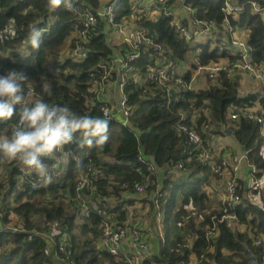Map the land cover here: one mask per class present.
<instances>
[{
  "label": "trees",
  "instance_id": "16d2710c",
  "mask_svg": "<svg viewBox=\"0 0 264 264\" xmlns=\"http://www.w3.org/2000/svg\"><path fill=\"white\" fill-rule=\"evenodd\" d=\"M142 1L134 5L132 0L112 1L113 22H132L133 16L132 23L152 34L166 49L164 55L177 66L189 50L187 40L170 23L171 15L160 12L154 18L147 17L146 8L139 4ZM250 1L264 5V0H237L240 10L230 23L246 31L251 61L260 64L264 63V25L259 14L251 11ZM177 2L167 0L160 5L173 10ZM103 3L104 0H71L70 9L62 5L50 12L47 0H0V34H4L0 40V75H6L9 69L24 73L28 104L42 100L77 115L109 120V139L102 148H81L73 142L64 148L68 152L66 163L56 157L43 158L49 166L50 180L36 186H31L39 177L35 171L24 170L18 161L0 162V166L7 164L6 173L0 175V264H65L54 256L57 244L63 242L71 250L69 264H190L191 255L196 258L194 264H264V206L241 194L235 204L217 198L216 206L209 207L206 203L212 200L206 187L210 178L216 180L219 175L211 164L197 157L201 147L209 149L211 135H231L245 160L258 168L256 173L264 171L262 121L243 116L234 120L228 115L230 104L250 106L257 102L264 117V92L256 89L240 93L237 75L221 73L214 78L204 75L200 86L168 95L164 86L146 74L147 64H153L158 55L152 49L140 48L137 57L128 62L132 70L123 86L130 106L128 122L104 117L103 98L89 92L90 81L109 68L110 58L125 55L132 46L126 42L110 44L108 34L115 36L114 29L104 17L96 16L85 27V56L80 60L70 55L62 57L65 46L72 48L77 41L71 38L73 31L82 28L76 12H94ZM221 3L182 0L181 4L189 7L195 17L218 23ZM32 27L45 28L37 50L24 44ZM6 29L15 31V37H9ZM202 42L193 44L199 47L197 63L183 71L182 78L188 79L197 65L228 56L224 49ZM136 74L140 81L135 79ZM17 121L18 115L0 122V137L10 135ZM182 124L198 132L201 147L185 142V133L179 128ZM224 128L230 131L226 133ZM220 152L213 153L214 163L224 157L223 149ZM150 164L156 168L151 176L157 183V206L149 197L154 188L141 195L133 188L134 182L142 181L149 173ZM87 165L99 167L102 175L93 174L88 186L77 189V179ZM249 192L262 197L256 189ZM135 198L148 203L152 212H161L162 231L156 248H148L149 255L136 260L128 251L111 254L97 244L101 211L127 224L130 221L126 206ZM222 206L235 214L236 222L218 219ZM210 227L213 232L209 233ZM49 233L54 234L53 240L48 238Z\"/></svg>",
  "mask_w": 264,
  "mask_h": 264
},
{
  "label": "built area",
  "instance_id": "2783aa9c",
  "mask_svg": "<svg viewBox=\"0 0 264 264\" xmlns=\"http://www.w3.org/2000/svg\"><path fill=\"white\" fill-rule=\"evenodd\" d=\"M114 0H104L102 5H98L94 12L84 9L81 12H76L77 17L82 23V28L75 30L76 38L74 47L70 52V56L74 60H80L85 56V50L82 43L86 40L85 37V27L92 24L96 16L104 17L106 22L114 30L116 38L119 42H126L132 46V50L128 51L125 55L116 54L109 59V68L104 69L103 73L98 79H92L89 85V92L95 94V96L103 98V90L105 86L106 79L112 81L117 90V99L115 105L112 107L103 98V105L101 106L102 115L106 118H112L113 116L120 119L122 123L128 122V114L130 112V106L127 104L126 94L123 91V86L126 79L130 77L132 67L128 63L130 60L137 57L139 49L141 51H146L152 49L158 57L154 58L153 64H147V76L151 78L152 81L164 86V92L168 95L173 91L185 90L195 88L193 85L195 78L198 73L205 75L206 77L214 78L220 76L221 73L225 75H231L239 72H248L253 77L264 80V66L261 64H255L250 58V45L247 43L246 38L237 32V28L230 23V18H236L240 10V4L237 0H221L220 9L222 11V16L218 23L213 20L205 18H197L192 14V10L182 5V0H178V5L181 6L186 14L182 17L174 15L173 10L169 7L164 8L160 3H165L167 0H154L151 2V10L156 14L160 12L164 15H171L170 23L174 25L177 33L187 40L188 44L193 40H206V42L213 46H216L218 50L224 49L228 56L219 58L215 61H210L205 65H197L196 68L191 71L188 79L182 78L183 71L190 67L188 64L180 69L174 67L171 60L164 54L166 49L163 48L161 43L155 41L152 34H146L145 30L135 25L133 22V16H131L132 22L130 21H120L118 23L113 22V4ZM159 3V4H158ZM250 8L252 12L260 14L262 20H264V5H260L256 1H250ZM148 17V15H146ZM178 17V19L176 18ZM45 30V28H41ZM192 43V42H191ZM190 46V44H189ZM136 48V49H135ZM199 47L196 48L193 54L192 63H197ZM151 54V52H148ZM91 103V101L89 100ZM261 107L256 102L254 105L250 106H238L235 104H230L228 108V115L230 119H237L239 116H243L249 119L261 122L263 116L259 113ZM180 130L185 133V142L187 144H192L201 147V138L198 132L190 126L184 124L180 125ZM201 151L198 153L197 157L201 161H207L211 164V169L219 175L221 178V190L219 192V200L225 202L226 204H235L240 201L241 194H246L248 197L250 189H256L264 187V171L257 174L258 168L245 160L244 154H235L233 152H228L223 154L219 162L214 163L212 158V151L209 149H204L201 147ZM216 153V152H214ZM217 154V153H216ZM57 161H63L64 163L68 160V152L63 151L62 153L55 154ZM140 158V155L137 156ZM242 161H245L247 169L246 180L242 179L243 182H239L238 170ZM229 166V167H228ZM149 173L144 175L142 181H136L133 183L134 192L136 194H143L148 188H154V192L150 193L149 197L154 204L157 206V183L152 174L156 172V168L153 165L148 167ZM225 173H224V172ZM102 170L99 167H93L90 165L86 166V169L82 171L77 179L76 188L81 189L88 186L91 182V177L93 174L102 175ZM50 177V173L48 172ZM42 177H38L36 180L31 182V186H36L38 182L44 181ZM262 183V184H261ZM243 184V189L240 187ZM261 184V185H260ZM247 187V189H246ZM246 189L245 192H242ZM241 192V193H240ZM249 198V197H248ZM221 214L218 219H226L230 223L236 222V216L233 212L228 211L224 206L220 207ZM83 213L87 214L86 207L83 208ZM103 218L100 222V236L98 240V246L105 249L111 254H116L118 251H128L136 259H141L145 257L148 252V245L146 240L141 234L139 228V221L133 220L132 222L118 223L111 216L105 214L102 210ZM153 217L156 219L158 225L161 218V212L156 210L153 212ZM212 227L207 229V232H213ZM48 238L53 240L54 234L49 233ZM127 241L129 247L124 250L123 243ZM183 245H188L184 243ZM71 250L65 242L58 243L54 251V256L65 264L70 262ZM144 264V263H142ZM146 264H154L149 262ZM194 264V263H192Z\"/></svg>",
  "mask_w": 264,
  "mask_h": 264
},
{
  "label": "clouds",
  "instance_id": "9594fccd",
  "mask_svg": "<svg viewBox=\"0 0 264 264\" xmlns=\"http://www.w3.org/2000/svg\"><path fill=\"white\" fill-rule=\"evenodd\" d=\"M71 8V0H47L50 12L61 6ZM9 37L15 31L6 29ZM43 31L32 27L26 47H40ZM4 34H0V40ZM26 76L22 71L9 69L0 75V122H7L18 115L16 127L10 135L0 137V162L18 161L26 171H35L45 181L50 180L43 161L62 153L66 145L78 142L79 147L102 148L109 139V120L102 117L77 115L60 105H49L42 100L28 104L23 83ZM18 109V106H21Z\"/></svg>",
  "mask_w": 264,
  "mask_h": 264
},
{
  "label": "crops",
  "instance_id": "0c3cea01",
  "mask_svg": "<svg viewBox=\"0 0 264 264\" xmlns=\"http://www.w3.org/2000/svg\"><path fill=\"white\" fill-rule=\"evenodd\" d=\"M134 3H137V0H132V4L133 5H134ZM139 4H141L143 7L146 8V12L145 13L149 17L154 18V17H156L158 15V14H156L155 12H153L151 10V7L148 8V6L151 4L150 0H143ZM173 11H174V15L176 14L179 17H181V16L183 17L186 14V12L183 11V9L181 8V6L178 5V2L176 3L175 8H174ZM176 18L178 19V17H176ZM263 22H264V20H263ZM238 31H240L242 33L241 35H243L244 38H246V34L244 32H242V30L239 29ZM73 35H76V31H73V34H71V37ZM108 36L110 37V33L108 34ZM196 41L202 42L204 40H193V41H190L189 42V44H190L189 50L186 53L185 59L176 66L177 69H180L182 67H185V66H187L189 64L190 56H193L194 51L196 50V48H198L196 46H193V44ZM205 42H206V40H205ZM205 42H202V43H205ZM234 74H236L238 76V85H239L238 86V91L240 93H242V92H244L246 90H256V89H260L262 92H264V80H260V79H257L255 77L253 79H251L250 76H252V75L249 74L248 72H239V73H234ZM135 79L137 81H140L139 74H136ZM201 83H203V81ZM254 85H257L258 88H255ZM103 98L112 107L115 105V101L117 99V90H116V88H115V86L113 84V79H112V81L109 80V82H106V84L104 86V90H103ZM227 119H228V117H227ZM228 124H229V121L226 123V125H228ZM212 141H213L212 146H213V148L216 147L215 152L217 154H220L221 153L220 151L222 149H223V151H224L225 154H227L228 152H233L235 154H240V153L242 154V152H243L241 150L240 146L235 142V140L232 138L231 135H226V134L225 135H221V136H218L215 139H212ZM246 169H247L246 163H245V161H242V164L240 165L239 170H238V175H240V177H239V182L240 183L243 182L242 179L246 180V178H247ZM240 185H241L240 187H242V189H243V184H240ZM246 189H247V187H246ZM246 189H244L242 192H245ZM259 193H261V196H262L261 198L263 199V203L261 205L264 206V187H261L260 188ZM136 203H138L139 205H141V201L135 198V200L130 204V206H133L134 207V206H136ZM127 206H126V210L128 209ZM151 214L153 216V212H151ZM153 219H154V222H155V228H156V230H154L153 232H151L150 235H149V232L145 228H142V229H144L143 230V235H144L143 237L146 240V243H147L148 248H149L150 251H151V241L157 242L158 241V239H157L158 237H160V240L162 239L161 226L158 225V223H157V221H156V219L154 217H153ZM128 247H129V243L127 241H125L123 243V249L126 250ZM190 259H192L191 256H190Z\"/></svg>",
  "mask_w": 264,
  "mask_h": 264
},
{
  "label": "rangeland",
  "instance_id": "374dc122",
  "mask_svg": "<svg viewBox=\"0 0 264 264\" xmlns=\"http://www.w3.org/2000/svg\"><path fill=\"white\" fill-rule=\"evenodd\" d=\"M259 16H260V14H259ZM262 23L264 25L263 20H262ZM236 28L239 30L238 27H236ZM238 30H237V32L241 35L242 33L240 31H238ZM240 30H242V29H240ZM242 32H244L246 34V32L244 30H242ZM115 36L112 35V36L109 37L110 40H108V41H109L110 44H118L119 43V40ZM74 37H76V35H73V38ZM70 42H71V40H69V43ZM211 45H212V43H211ZM72 49L73 48H71L69 45L68 46H65V48L62 50V57L66 56V55H69L70 52L72 51ZM192 59H193V56H190L189 64H192V62H191ZM260 64L262 66H264V63H260ZM236 77L238 78V76H236ZM250 77H251V79L254 78L253 76H250ZM202 81H204V75L201 74V73H198V75L195 78V81H194L193 85L195 87H197L198 85L200 86V83ZM106 82H109V78L106 79ZM106 82H105V84H106ZM254 87L255 88H258L257 85H254ZM254 104H256V102L253 103V105ZM260 134L262 136H264V118H263L262 123H261ZM218 136H221V135H219V134L217 135L216 134V135H211L210 136L209 145H210V150L212 151V154L216 150V147L213 148V146H212V144H213L212 139H215ZM261 151H262V154L264 156V147H262V150ZM214 156L215 155L213 154L212 157H214ZM8 162H10V161H8ZM6 165L0 166V175H4L6 173V168H7ZM57 166H59V165H57ZM47 169L49 170V166H47ZM221 178H222V176L219 177V179H216V180L210 178V185L206 187V189L208 191V194L210 196V199L212 200L211 202H207L206 203V204L209 205V207L210 206L211 207H215L216 206V200H217V197L219 196V192L221 190ZM259 190H260V188H259ZM248 197H249L250 200H252L257 205L263 203V199H261L259 197V194H257V195L256 194H250V192H249ZM127 207H128V209H127V216L129 214V216L127 218V221H133L135 219L138 220L139 221L138 225H139V228H140V231H141L142 236H144L143 235V230L144 229H142V228H145L149 232V235L151 234V232H153L154 230H156V228H155V222H154L153 216L151 214L152 209H151V207H150V205L148 203L143 202V204L141 203V205H139L138 203H136V206H134V207L133 206H130V205H128ZM12 216L16 218V215L13 214ZM156 246H157V242L151 241V251L154 248H156ZM191 257H192V259H190V264L195 263L196 262L195 256L194 255H191ZM263 259H264V253H263ZM207 264H213V263L208 262Z\"/></svg>",
  "mask_w": 264,
  "mask_h": 264
},
{
  "label": "water",
  "instance_id": "95a60500",
  "mask_svg": "<svg viewBox=\"0 0 264 264\" xmlns=\"http://www.w3.org/2000/svg\"><path fill=\"white\" fill-rule=\"evenodd\" d=\"M223 131L228 133L230 131V129L229 128H224Z\"/></svg>",
  "mask_w": 264,
  "mask_h": 264
}]
</instances>
